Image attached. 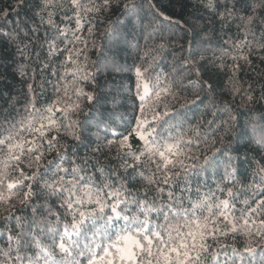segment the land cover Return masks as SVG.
Wrapping results in <instances>:
<instances>
[{
  "label": "snow or ice",
  "instance_id": "6c2138e0",
  "mask_svg": "<svg viewBox=\"0 0 264 264\" xmlns=\"http://www.w3.org/2000/svg\"><path fill=\"white\" fill-rule=\"evenodd\" d=\"M121 3L0 0V41L16 49V73L27 84L22 108L19 94H0V264H264V111L257 114L258 107L264 108V85L257 94L254 83L242 75L251 66L250 57L257 50L264 53V0H198L211 19L184 29L194 36L208 32L209 24H219L221 31L235 25L237 31L223 41L218 62L212 61L227 75L231 99L196 127L195 145L192 135H171L183 127L178 119L183 114L170 110L175 84L159 76L149 79L141 66L132 69L134 93L123 81L101 85L98 79L108 69L124 71L113 49L134 46L127 25L134 29L138 20L143 30V0L122 3L124 25L117 22L106 31L105 47L112 56L102 52L103 66L99 60L89 66L86 50L95 19ZM29 4L33 16L21 17ZM149 7L161 21L159 27L150 25L153 32L163 29V21L172 25L152 0ZM9 10L18 18L11 28ZM161 41L150 53L163 51V37ZM37 46L46 48L43 60L33 51ZM195 55L193 50L190 57ZM34 56L39 71L55 69L50 74L57 78L56 99L47 104L39 100L37 88L43 84H36ZM196 63L185 59L193 66L196 85L214 92L215 81H201L204 73ZM125 91L135 96L139 115L116 144L99 132L101 125L109 127L103 109L117 104ZM65 137L72 143H62ZM132 137L140 146L133 147ZM233 137L261 152L250 164L251 178L241 172L239 154L234 159L226 143ZM201 143L208 145L206 152L193 153L191 147L199 149ZM80 147L90 151L81 153ZM113 147L117 166L93 162L96 154ZM52 153L54 159H48ZM209 177L216 178L213 186Z\"/></svg>",
  "mask_w": 264,
  "mask_h": 264
},
{
  "label": "trees",
  "instance_id": "16d2710c",
  "mask_svg": "<svg viewBox=\"0 0 264 264\" xmlns=\"http://www.w3.org/2000/svg\"><path fill=\"white\" fill-rule=\"evenodd\" d=\"M123 2H126V0H122ZM152 2L155 3L157 9L171 17L173 21L172 25H169L167 21H163V29L153 32V27L150 25L159 27L161 21L154 19V10L149 7V0H143V11L141 12V15L145 17L143 20V30L138 20L134 29L131 25H127L128 38L133 42L134 46L132 48L121 47L119 50L113 49V52L117 53L116 58L119 64L124 66V71L117 72L108 69L102 71L98 79L101 85H112L113 81H123L126 87L131 85L134 93L136 77L132 69L134 66H141L142 68L148 69L146 76L149 79L155 80L159 76L162 82L175 84L177 97L175 100L170 101V110L183 114L178 118L183 121V127L174 129L171 135L176 136L183 133L186 134L185 139L188 138V135H192L195 145L194 132L196 127L210 121L213 118L212 113L231 99L225 87L227 75L218 72L216 67L213 66L212 61L218 62V58L224 51L223 41L226 39L230 41V38H234L237 35L236 27L233 25L230 30L226 29L221 31L219 24H209L208 32L194 36L191 31H185L184 29L190 28L192 23H196L197 25L206 24L211 19L209 13L199 6L198 0H152ZM5 3H8V0H5ZM122 3L121 7L114 6L110 12L99 15L95 19V32L93 36L88 37L89 47L86 50L89 66L97 60L103 66L105 61L101 58L102 52L105 56H112V53L108 52L105 47L106 31H110L112 26L117 22L120 25H124L126 17L122 14ZM2 6L3 4H0V7ZM9 11L10 15L7 27L11 28L18 18L14 12ZM20 15L21 17H32L33 5L29 4ZM185 20L189 22L187 25L183 24ZM177 21H180V23H175ZM57 22L59 23V20ZM44 31L45 29L41 27L38 35L42 37ZM149 33H152L151 38H149ZM260 35L261 32L258 27L257 39H259ZM161 37H163L166 47L159 55L150 53L151 49L156 48L162 42ZM136 41L139 42L138 49L135 47ZM193 50L196 51V55L190 57V53ZM33 51L39 52L40 60H43L46 56V48L37 46ZM146 52H149V55L142 59V57H145ZM232 55H236V53L233 51ZM262 56H264V53H260L257 50L250 57L251 66L242 74L244 80H250V82L254 83L257 94H259L261 86L264 85V62L261 60ZM186 58L198 62L194 66L200 68L204 73L199 78L201 81H215L214 92H209L196 85V76L192 70L193 66L185 64ZM19 59V54L13 46L7 41H0V94L6 95L11 93L13 96L19 94L17 98L21 100V105H18V107L22 108L24 96L27 92V84L16 73V63ZM224 59L229 65L231 64L230 58L225 57ZM38 65L39 61L34 56L33 66L37 68L38 77L36 84H43L42 89L37 88L38 92L41 93L39 100L42 104H47L56 99L53 86L56 84L57 78L50 74L55 69L49 68L44 71H39ZM190 80L192 81V86H187ZM221 89H223V93ZM105 91H107V88H105ZM134 100L135 96L125 91L121 94L117 104L113 105L109 103L103 109L104 118L109 122V127L104 128L101 125L99 132L101 138L106 137L107 140H113L118 144L122 136L127 135L131 131L135 123L134 117L139 115L138 109L134 110ZM138 103L136 101L137 105ZM0 105H3L2 99H0ZM261 111H264V108L258 107L257 114ZM96 115L98 116L99 113H96ZM81 119H83V116ZM113 132L117 135H113ZM95 133L96 129L93 128L91 141L93 147L97 143ZM103 142L104 140L102 139L100 143ZM131 142L134 148L141 144L135 137L131 138ZM62 143L70 144L72 142L65 137ZM210 143L211 141H209ZM226 143L229 145L234 159L239 154L241 172L248 173L249 178H251L250 164L252 166L255 165L256 161L260 158L261 152H264V149H261V152H257L254 150L255 145H250L244 140H237L235 137L230 141H226ZM194 145L191 147V150L197 155L200 152H206L208 147V145L201 143L199 149H197ZM216 147H222V145L217 144ZM79 151L83 153L90 150L80 147ZM54 157L55 153H52L48 159H54ZM96 161L100 165L108 167L117 166L118 161L116 160L115 147H113L110 153L104 151L96 154L93 162L95 163ZM214 181H216L215 177H209V186H213Z\"/></svg>",
  "mask_w": 264,
  "mask_h": 264
}]
</instances>
